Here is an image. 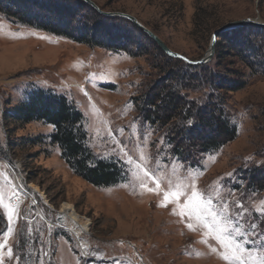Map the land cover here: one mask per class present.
I'll list each match as a JSON object with an SVG mask.
<instances>
[{
    "label": "rangeland",
    "instance_id": "rangeland-1",
    "mask_svg": "<svg viewBox=\"0 0 264 264\" xmlns=\"http://www.w3.org/2000/svg\"><path fill=\"white\" fill-rule=\"evenodd\" d=\"M91 1L101 12L134 17L172 52L190 60L204 56L212 33L226 23L251 19L264 24V0ZM121 25L130 45L113 52L13 24L0 15V198L16 209L10 225L0 205V243L7 239L3 264H229L203 230H189L170 205L160 206L162 197L149 191L155 185L144 178L146 170L165 182L194 183L213 199L217 212L225 208L221 216L244 249L247 264H261L264 190H248L244 172L264 168V74L217 38L221 58L214 52L204 65L221 79L245 83L224 96L236 137L198 155L185 171L187 162L171 154L165 128L151 126L139 112L148 89L167 67L147 39ZM256 40L264 52V38ZM35 90L62 95L74 105L82 115L88 148L101 159L120 162L122 182L88 184L51 144V126L21 125L7 117ZM208 93L203 87L182 95L199 104ZM64 203L87 223L84 231L75 235L59 222ZM9 247L12 258L6 255Z\"/></svg>",
    "mask_w": 264,
    "mask_h": 264
},
{
    "label": "trees",
    "instance_id": "trees-1",
    "mask_svg": "<svg viewBox=\"0 0 264 264\" xmlns=\"http://www.w3.org/2000/svg\"><path fill=\"white\" fill-rule=\"evenodd\" d=\"M0 15L13 24L113 52L128 50L129 36L122 31L124 26L121 24L129 26L153 45L162 66L167 67L162 71L163 78L148 89L139 112L151 126L165 128L171 154L195 165L198 155L217 150L235 139L236 129L225 112L224 96L242 89L243 81L221 79L208 71L205 65L189 66L168 57L129 21L98 14L82 0H0ZM113 22L117 27L111 25ZM258 36L264 38V29L244 26L217 38L236 50L243 63L264 74V52L260 41L256 45ZM218 45L219 42L214 50L217 59L221 58ZM203 87H207L209 93L199 104L182 95V92ZM6 115L21 125L41 122L51 126V144L58 147L68 168L88 184L110 187L124 180L125 171L120 162L101 159L88 148L82 115L64 96L35 90L29 93L24 103ZM191 119L195 124L190 130L187 121ZM244 174L248 190H264V168L257 166Z\"/></svg>",
    "mask_w": 264,
    "mask_h": 264
},
{
    "label": "snow or ice",
    "instance_id": "snow-or-ice-1",
    "mask_svg": "<svg viewBox=\"0 0 264 264\" xmlns=\"http://www.w3.org/2000/svg\"><path fill=\"white\" fill-rule=\"evenodd\" d=\"M187 124L193 126L194 119L188 120ZM186 159V158H185ZM187 171L191 167L190 163L182 165ZM145 179H150L155 185V188H149V191H155L162 197L160 206L172 207V214L179 217L182 223H185L187 228L192 231L203 230L204 235L222 249V259L229 262V264H247L244 258V249L237 243L229 232L228 222L226 218L221 216V212L226 211L225 208L221 212H217L213 207V199L207 196L204 192L198 190L194 183H184L183 180L173 183L171 181L165 182L163 177H157L154 172L144 171ZM0 205L7 210V221L11 225L13 220V213L16 211L15 207L10 204H4L0 198ZM243 215V214H241ZM0 219H4L0 215ZM264 225V221L261 222ZM250 227L255 231L258 227L253 220ZM264 231V228H261ZM8 231L11 232V226ZM7 246V239L0 243V264H3V249ZM215 251V249H213ZM6 255L12 258L13 249L7 248ZM264 264V260L261 261Z\"/></svg>",
    "mask_w": 264,
    "mask_h": 264
},
{
    "label": "water",
    "instance_id": "water-1",
    "mask_svg": "<svg viewBox=\"0 0 264 264\" xmlns=\"http://www.w3.org/2000/svg\"><path fill=\"white\" fill-rule=\"evenodd\" d=\"M83 1L104 16L119 17V18H122V19L129 21L134 26H136L140 31H142L144 34H146L165 55H167L170 58L181 60L182 62H184L185 64H187L189 66H199V65H204L207 62H209L211 60L213 54H214L215 43H216L217 37L220 36L221 34L227 32L229 30L244 27V26H256V27L264 28V24H258L255 21H252L251 19L238 20V21H232V22L226 23L225 25L221 26L220 28H218L216 31H214L212 33L211 38H210L209 47H208L206 53L204 54V56L202 58H200L199 60H190V59H188L182 55H179L177 53L172 52L158 38V36H156L153 32L148 30L142 24H140L134 17L127 15V14H124V13H118V12H116V13L101 12L100 10H98L96 5L91 0H83Z\"/></svg>",
    "mask_w": 264,
    "mask_h": 264
},
{
    "label": "bare ground",
    "instance_id": "bare-ground-1",
    "mask_svg": "<svg viewBox=\"0 0 264 264\" xmlns=\"http://www.w3.org/2000/svg\"><path fill=\"white\" fill-rule=\"evenodd\" d=\"M34 190L36 191L35 188ZM59 222L65 223L75 235L80 231H84L87 227V223L80 222L79 216L74 212L72 207L65 203L61 205L59 211Z\"/></svg>",
    "mask_w": 264,
    "mask_h": 264
}]
</instances>
